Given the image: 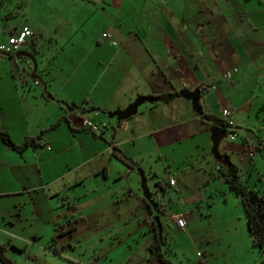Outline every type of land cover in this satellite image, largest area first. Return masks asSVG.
Masks as SVG:
<instances>
[{
	"label": "crops",
	"instance_id": "crops-1",
	"mask_svg": "<svg viewBox=\"0 0 264 264\" xmlns=\"http://www.w3.org/2000/svg\"><path fill=\"white\" fill-rule=\"evenodd\" d=\"M23 15L26 24L13 32L32 30L38 50L32 49L33 36L19 50L33 53L38 68L34 72L26 57L14 55L16 60L0 52L5 59L0 61V131H7L16 143L34 137L38 145L18 153L0 140V197L35 190L60 201L63 214L52 237L56 235L54 244L62 250L59 254L49 248L52 237L39 245L62 262L82 263L78 250L87 251L82 246L91 244L95 258L84 264H135L134 259L138 264H162L147 251L149 222L159 214L136 192V170L113 156L112 145L135 160L145 175L147 169L153 172L155 154L165 159L170 173L160 139L197 134L196 147L186 154V161L196 167L207 155L200 142L210 138L206 124H217L215 118L227 108L233 111L234 137L224 140L234 142L242 124L262 122L259 143H233L236 150L246 149L253 162L255 145H264V115L248 122L244 116L248 110H264V0H27ZM29 69L39 83L20 76ZM196 87L201 110L212 117L207 122L178 95L169 102L156 98L155 103L141 104L112 134L119 121L109 118L108 111L124 109L137 97ZM48 93L53 98H47ZM224 94L227 100L222 101ZM84 118L104 126L100 136L84 127ZM249 144L255 149L252 158ZM223 147L219 145V151L231 158L227 144ZM214 160L211 168L216 170L219 161ZM32 166L38 173L29 184ZM154 174L152 193H160L158 201L165 209L161 221L176 225ZM166 182L167 193L175 190L184 199V184L171 173ZM123 187L133 194H122ZM192 195L203 197L200 185ZM4 210L0 208L3 219ZM142 234L143 246L136 250ZM6 243L17 249L12 241Z\"/></svg>",
	"mask_w": 264,
	"mask_h": 264
},
{
	"label": "rangeland",
	"instance_id": "rangeland-1",
	"mask_svg": "<svg viewBox=\"0 0 264 264\" xmlns=\"http://www.w3.org/2000/svg\"><path fill=\"white\" fill-rule=\"evenodd\" d=\"M20 4L21 0H0V43H6L17 27L26 24L23 13L9 15L10 11H15ZM46 58L49 56L46 55ZM3 60H5L3 56L0 57V61L3 62ZM1 62L0 69H2ZM41 65L42 63L39 62V67ZM31 71V69L23 71V78L35 82L36 79L31 77ZM21 85L19 87L23 89L25 84L24 86ZM26 88L29 91L28 87ZM220 100H227V96L224 94L221 97L220 95ZM186 101L192 104L191 100L187 99ZM0 104L2 105L1 102ZM9 106L12 107L13 105ZM220 106H222L221 103ZM246 112L248 115L244 118L247 122L256 119L257 116L261 119V116L264 115V110L258 113L254 110ZM210 127V123L206 124L209 134ZM260 128H262V122L261 125H240V134L235 137L234 142L244 141L245 145V140L255 142V144L259 143L258 141L263 136ZM182 137L180 133L173 134V136L164 135L159 143L166 154V158L170 160L168 162L171 163V175L180 186L184 184L182 187L185 189L184 199H179L175 190H171L170 193L163 194L161 197L166 210L170 211L169 213L172 215L183 214L187 224V229L184 232L173 223L167 224L162 219L168 230V239L173 243L175 251L174 254L170 255V259L174 264H259L260 254L257 248L251 246L246 218L239 198L229 190L222 176H216L209 182L206 181L211 163L215 161L210 138L208 143L205 139L200 140L204 145L202 151L207 155L200 158L196 167L193 166V168L186 161V158L189 152L196 147L197 134L192 135V138L182 139ZM234 142L223 140L220 149L223 150L225 148L223 145L227 144V150L231 152L230 160L238 166L243 182L250 188H258L261 192L264 191V145L260 149H258V145H255V160L251 162L246 149L243 150L241 147L236 150L233 148ZM187 153L188 155H186ZM155 156V160L152 161L153 172L149 173L147 169L146 175L150 177L156 173V177L153 179L166 181L170 173L165 168L167 166L165 159L158 154ZM30 168V173H27L29 184L32 182V176L38 173V168L34 166ZM137 168L135 169L137 178L135 190L142 194ZM147 176V186L152 192L154 182L151 179L152 176L150 179ZM199 185L203 197H193L192 194L197 191ZM126 189L127 187H123L120 192L122 194L126 192L127 195L133 194L131 189ZM19 193L0 197V208H5L2 212L4 219L0 216V243L12 241L17 247L16 250H13V246L9 245L7 254L13 256L14 260L20 264H23V261L25 264H71L66 259L65 262H62L63 258L52 256L39 245H46L55 233L54 224L60 221L58 220L61 218L59 214H63L60 201L58 202L54 197H44L42 191L21 190ZM198 202L199 205H197ZM209 202L211 206H209ZM50 215L52 217L48 220ZM142 225H145V222ZM144 237L142 234L138 243L134 245L136 250L139 246H143L142 239ZM34 238H36L35 241H33ZM91 247V244L83 245L82 249L87 251L78 250L80 253L78 258L82 262L79 264H84L83 262L92 261L95 258ZM132 262L138 264L137 259L132 260Z\"/></svg>",
	"mask_w": 264,
	"mask_h": 264
},
{
	"label": "trees",
	"instance_id": "trees-1",
	"mask_svg": "<svg viewBox=\"0 0 264 264\" xmlns=\"http://www.w3.org/2000/svg\"><path fill=\"white\" fill-rule=\"evenodd\" d=\"M26 2L27 0H21V4L19 5V7L15 11H10L9 15L13 16L14 14H19V13L24 14V6L26 5ZM32 36L34 37V33ZM37 42L38 41L34 37L32 40V44H33L32 49L34 51L38 50V48L36 47ZM5 55L14 57V52L8 53ZM25 71L26 70H24V72ZM24 72L21 73L20 75L21 77H23ZM24 83H27V82L25 81ZM178 95L179 94L176 91L173 93L162 94V95L152 94L150 95V97H153V98L155 97L157 99H160L161 101L169 102L171 99H173L174 97ZM46 97L53 98V96L50 93H48ZM155 102L156 101H153L152 103H155ZM69 107L71 108V106ZM196 114H198L201 117V120L203 123L207 122L205 121L206 117H208L209 120L212 118L208 114H205L203 111L196 112ZM215 121L220 126H223V127L226 126V124L220 119L215 118ZM121 122L122 120L117 122L116 125L112 126V132H113L112 134L114 136L116 135V132ZM90 132L96 137L100 136L98 133L94 131H90ZM0 140L5 145H7L9 148L17 151L18 153H22L28 147H36L38 145V143L36 142V139L30 136H26L21 143H16L7 131H0ZM112 154L115 158L120 160L128 168H131V169L137 168L138 163L132 158H130L129 156H127L124 153V151L116 144L112 145ZM217 163L219 164V166L216 170L215 168H211L209 170V179H207V182H209V180L214 178L216 175L222 176L225 182L227 183L229 190L234 192V194L239 198V201L244 210L248 234L251 239V246L257 248L259 251V254H260L259 264H264V192L248 187L243 182V177L241 176L239 168L235 163L231 161L227 165L221 164L219 162ZM167 184L168 183L166 181H162V180H158L156 182V185L162 190L163 194L167 193V187H168ZM158 204L159 205L156 209V212L159 214L160 221H161V217L165 214V209L162 204L160 203ZM209 205H211L210 202H209ZM161 225L162 227L158 228V225L153 220V218L150 219L149 230L152 234V238H151V241L147 245L148 256L149 258H154L158 260L162 264H174L172 260L170 259V255L174 254L175 252L173 243L169 241L168 230L166 229L162 221H161ZM55 236L52 237L53 243L49 245V248L53 252L60 254L62 249L55 246L54 244ZM8 246L9 244L7 243H0V264H20L7 255Z\"/></svg>",
	"mask_w": 264,
	"mask_h": 264
},
{
	"label": "water",
	"instance_id": "water-1",
	"mask_svg": "<svg viewBox=\"0 0 264 264\" xmlns=\"http://www.w3.org/2000/svg\"><path fill=\"white\" fill-rule=\"evenodd\" d=\"M14 55L16 57L22 56V57H26L30 59L33 63L34 72H37L38 61H37L36 56L33 53H30L24 50H19L15 52ZM199 93H200V88L198 87H196L193 90H189L185 88V89H181L178 91V94L180 96L192 101V107L196 112H200L202 108L199 102ZM156 100L157 99L155 97L153 98L150 96L137 97L134 101L129 103L124 109L108 111V117L109 118L115 117L116 121L129 118L132 115L137 113L138 107L141 104L145 102L152 103L153 101H156ZM205 119L208 120V117H206ZM210 133H211L210 139L212 142V152L214 154L215 159L219 161L220 163L227 165L230 162L229 155L227 153L221 154L219 151L220 143L227 137L226 129L223 126L212 124L210 127ZM137 171H139V175H140V184H141L140 188L142 189L143 198L148 203V205L152 208V210L156 211L159 204L153 199V194L147 186V179H146L144 170L138 167ZM153 220L157 223L158 228L162 227L159 215H154Z\"/></svg>",
	"mask_w": 264,
	"mask_h": 264
},
{
	"label": "built area",
	"instance_id": "built-area-1",
	"mask_svg": "<svg viewBox=\"0 0 264 264\" xmlns=\"http://www.w3.org/2000/svg\"><path fill=\"white\" fill-rule=\"evenodd\" d=\"M33 35L32 30L28 28H23L19 32H16L14 35H11L6 43H0V52L3 54L13 53L18 51L21 46L26 42V40ZM103 37L109 39L113 44L116 42L113 41L109 34L103 33ZM28 63H30L29 60H27ZM229 76V74H227ZM36 83H39L38 81H35ZM233 111L227 108H224L221 110L220 113V119L226 124L224 127L227 131V137L233 138L234 137V131H233V120H232ZM82 123L86 129L89 131H94L96 133H99L102 131L103 127L100 124L94 123L89 119H83ZM255 149L249 144V155L252 158L254 156ZM169 184H174V180L170 179ZM160 193H156L157 200L160 198ZM170 218L172 221L175 222L177 227L184 230L186 227V221L184 219V216L181 214L176 215H170Z\"/></svg>",
	"mask_w": 264,
	"mask_h": 264
},
{
	"label": "flooded vegetation",
	"instance_id": "flooded-vegetation-1",
	"mask_svg": "<svg viewBox=\"0 0 264 264\" xmlns=\"http://www.w3.org/2000/svg\"><path fill=\"white\" fill-rule=\"evenodd\" d=\"M202 111V110H201ZM220 153L222 154V153H224V152H222V151H220ZM153 194V193H152ZM153 199L156 201V202H158L159 203V201L157 200V197L153 194Z\"/></svg>",
	"mask_w": 264,
	"mask_h": 264
}]
</instances>
